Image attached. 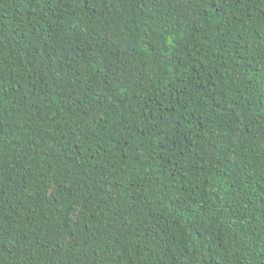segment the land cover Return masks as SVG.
Wrapping results in <instances>:
<instances>
[{"label":"trees","instance_id":"obj_1","mask_svg":"<svg viewBox=\"0 0 264 264\" xmlns=\"http://www.w3.org/2000/svg\"><path fill=\"white\" fill-rule=\"evenodd\" d=\"M0 264H264V0H0Z\"/></svg>","mask_w":264,"mask_h":264}]
</instances>
